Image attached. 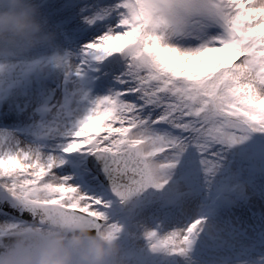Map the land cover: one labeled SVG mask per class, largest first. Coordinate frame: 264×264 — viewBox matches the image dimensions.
Listing matches in <instances>:
<instances>
[{"label":"snow or ice","instance_id":"obj_1","mask_svg":"<svg viewBox=\"0 0 264 264\" xmlns=\"http://www.w3.org/2000/svg\"><path fill=\"white\" fill-rule=\"evenodd\" d=\"M73 42L74 57L0 62V93L49 66L66 78L103 66L115 85L56 140L0 130V247L87 217L187 259L211 210L188 205L242 194L218 182L222 161L264 134V0H84Z\"/></svg>","mask_w":264,"mask_h":264},{"label":"clouds","instance_id":"obj_2","mask_svg":"<svg viewBox=\"0 0 264 264\" xmlns=\"http://www.w3.org/2000/svg\"><path fill=\"white\" fill-rule=\"evenodd\" d=\"M55 39L34 0H0V62L27 59L36 49L54 47ZM119 241L107 229L97 231L90 218H56L0 247V264H124ZM152 253L174 259L168 250Z\"/></svg>","mask_w":264,"mask_h":264},{"label":"rangeland","instance_id":"obj_3","mask_svg":"<svg viewBox=\"0 0 264 264\" xmlns=\"http://www.w3.org/2000/svg\"><path fill=\"white\" fill-rule=\"evenodd\" d=\"M56 1V4H58L59 0ZM71 1V0H69ZM75 2V9L73 12L69 11L66 13L67 16L74 15L79 22V18L81 15L82 8L84 6L83 0H74ZM54 34V30H50ZM58 33V32H57ZM59 39L60 35L57 34ZM56 37V34H55ZM55 39L54 46L58 43V40ZM61 41V40H60ZM54 48L52 47H42L39 48V51L37 53H33L30 57L33 58L37 55H42L45 53H50L51 50ZM43 52V53H42ZM26 60V59H25ZM29 61V59H28ZM45 72H48V75L45 77V79L41 80L38 83V86L36 89H34L31 92H21L20 88L16 89L10 96V98L7 100L6 104V114L1 117L3 118L2 121L8 125L7 115L14 117V120H10L11 126L9 127H2L4 130H7L9 132H14V125L18 124L19 126H26L25 122H29L33 119L35 114L36 105L41 99L42 94L50 93L52 92L51 100L52 104L54 106V113L52 115V120L50 124L51 132L53 134H56L58 137L62 135L63 130L70 127L73 123L78 120V117L72 121H66L64 118V115H62L63 120H59L60 115V108L63 106V99L59 93V81L62 78L63 71L60 69H56L54 67L49 66ZM44 72V73H45ZM109 75V74H108ZM110 76V75H109ZM53 84L54 91H51L48 89V85ZM110 84L109 77L106 78V86L105 88L108 89ZM40 92V97L38 99V93ZM37 96V101L34 103H31L30 105H24L22 100L20 99L21 96ZM102 97V96H101ZM99 97V98H101ZM81 106H83L81 101H78L76 104V108H79L81 110ZM31 109L29 111L28 109ZM27 114H29V118L27 117ZM85 114V110L82 114H80L79 118H81ZM31 117V118H30ZM0 118V119H1ZM32 122L30 125H32ZM66 123H69L70 125L67 126ZM1 126V125H0ZM17 134V133H16ZM19 135V134H18ZM20 138H27L25 134L19 135ZM239 150V154L241 157V162L239 166L243 167L245 170H247V176L244 179H240V177L236 174L235 176L239 179V183L241 180V183L244 186L243 193H235L230 199V212H237L236 217L234 220H232V223L236 222L238 224L237 227H229L228 221L232 218L229 217L227 220H224V227L223 230H219V232L211 231L209 232L207 228H205L203 231L206 234V237L209 240H214V238L218 235V238L220 239V235L222 234H230V238H236L237 235H240V231L242 229H247V233L245 236L240 237L238 239L236 247L238 248V252L244 249L245 242H254V244H257L259 248H261L260 245L264 246V239L259 240V231H264V134H253L250 136L248 140H246L243 143L237 144L234 147L230 148L225 153V158L222 161V167L221 172L218 176V181L221 178V174L223 171V168L225 166V160L229 157V154L234 149ZM180 169H177V178H179ZM235 177V178H236ZM202 198V193L196 197V199L191 202V204L188 205L189 208H198V203L200 199ZM180 216H183V210L180 208ZM212 227L210 229L214 230V223L210 222ZM220 233V234H217ZM131 236L133 237L132 243L128 246H121V257L124 260V264H138L140 256H143L145 251L149 248L147 247L145 241L140 238L138 231L133 228L131 230ZM257 241V242H256ZM256 245V246H257ZM251 248V247H250ZM264 251V249H262ZM246 255H251L249 258L247 256V260L245 262H240L236 264H264V255L263 256H257L253 255L252 253L245 250ZM156 258H159L163 264H170V260H163L161 257L156 255ZM182 264H195V259L188 254L187 259L178 258ZM186 260V262H185ZM210 264H225L224 262L220 261V259L212 260L210 261Z\"/></svg>","mask_w":264,"mask_h":264},{"label":"bare ground","instance_id":"obj_4","mask_svg":"<svg viewBox=\"0 0 264 264\" xmlns=\"http://www.w3.org/2000/svg\"><path fill=\"white\" fill-rule=\"evenodd\" d=\"M53 3V2H52ZM56 34V39L58 40V43L54 46V50H56V49H62V48H64V49H66L64 46H63V44L61 43V41H60V39H59V37H58V33L56 32L55 33ZM57 40H56V42H57ZM43 53V52H42ZM33 54V53H32ZM31 54V55H32ZM31 55L27 58V59H30V57H31ZM26 59V60H27ZM25 60V59H24ZM48 89L49 90H51V91H54L55 89H54V86H53V84H49L48 85ZM52 94V93H51ZM20 99L22 100V102H23V104L24 105H30L31 103H35L38 99H37V96H34V97H32V96H25V95H23V96H21L20 97ZM29 111H31V109L29 108L28 109ZM61 111H60V115H59V120L58 121H60V120H62V115H61ZM27 117L29 118V114H27ZM31 118V117H30ZM7 119H10V120H14V117H11V116H9V115H7ZM10 120H8L7 122L9 123V124H11V122H10ZM2 123V121H0V124ZM27 123H29V122H27ZM67 124V126H69L70 124L69 123H66ZM0 130H4L1 126H0ZM14 133V132H13ZM16 134V133H15ZM18 135V134H17ZM19 135H21V134H19ZM24 142H28V141H26L25 140V138H21ZM236 214H237V212H230V210H226V212H224V213H222V215L221 216H217L216 218H217V222L215 223V227H214V230H212V229H209V228H207L208 229V231L209 232H211V231H214V232H219V230H223V228H225L224 227V220H222V219H228L229 217H231L232 219L230 220L229 219V221H228V225H229V222L231 223L232 222V220H234L235 218H237L236 217ZM237 227L238 226V224L235 222H233V226H230L229 225V227L231 228V227ZM260 232V231H259ZM217 234H220V233H217ZM230 234H222V235H220V239L218 238V235L214 238V240H212V242H210V244H211V249H209L208 251H207V253H205V254H202L201 255V257H203V258H205L204 260H201L200 259V261L197 259V263L198 264H210V261H212V260H216L217 258H224V259H226V257H230V256H227V255H229V254H231V251L229 250V249H232V248H235V247H229V249L227 250V247L229 246V245H232L233 243H235L238 239L237 238H233V239H231L230 238ZM262 236H264V234L262 235ZM231 241V242H230ZM257 242V241H256ZM258 246V245H257ZM261 246V249H264V246L263 245H260ZM219 248H224V249H219ZM218 249V250H217ZM236 249V248H235ZM234 249V250H235ZM238 249V248H237ZM235 250V251H238V250ZM233 250V251H234ZM212 254H214L215 255V257H211L210 255H212ZM218 260V259H217ZM220 261H222V262H224L222 259H220ZM185 262H186V260H185Z\"/></svg>","mask_w":264,"mask_h":264},{"label":"water","instance_id":"obj_5","mask_svg":"<svg viewBox=\"0 0 264 264\" xmlns=\"http://www.w3.org/2000/svg\"><path fill=\"white\" fill-rule=\"evenodd\" d=\"M98 164V162H96Z\"/></svg>","mask_w":264,"mask_h":264}]
</instances>
